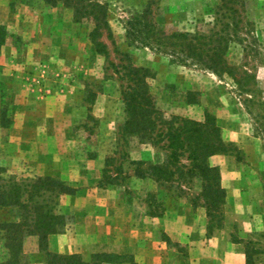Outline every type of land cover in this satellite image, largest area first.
Listing matches in <instances>:
<instances>
[{
    "label": "rangeland",
    "instance_id": "374dc122",
    "mask_svg": "<svg viewBox=\"0 0 264 264\" xmlns=\"http://www.w3.org/2000/svg\"><path fill=\"white\" fill-rule=\"evenodd\" d=\"M102 1L108 3L112 28V36L105 32L100 37L107 53L98 51L91 38L93 22L76 20L64 3L9 0V13L4 14L9 17L7 39L0 48L4 175L20 180L51 175L76 188L55 198L67 224L50 235L49 249L80 253L85 259L97 252L124 255L126 260L115 264H166L163 257L176 258L169 250L193 257L189 243L147 224L180 204L184 220L188 207L195 209L198 225L206 228L208 238H215L212 247L218 255L242 252L247 264H264V139L256 135L264 121V0H246L244 15L252 33L244 45L231 41L227 51L231 64L252 74L242 85L229 74L185 65L170 52L129 37V20L149 0ZM157 5L156 19L169 32L208 33L222 26V0H157ZM119 49L153 72L151 91L160 117L151 135L122 131L128 81ZM207 113L216 116L223 138L231 144L228 152L209 158L220 169L227 190L225 203L212 216L207 214L200 176L179 173L175 164V173L151 172L152 164L169 160L167 141L159 134L167 122L173 117L176 124L182 118L204 120ZM181 163L189 164L187 155ZM18 218L17 207L0 206V222ZM181 224L169 225L182 231L186 227ZM3 242L0 231V260L7 254ZM46 263L38 236L27 235L23 264Z\"/></svg>",
    "mask_w": 264,
    "mask_h": 264
},
{
    "label": "trees",
    "instance_id": "16d2710c",
    "mask_svg": "<svg viewBox=\"0 0 264 264\" xmlns=\"http://www.w3.org/2000/svg\"><path fill=\"white\" fill-rule=\"evenodd\" d=\"M57 5L64 3L74 11L76 20L88 19L93 22L91 38L100 52H108L107 45L100 37L107 32L112 36L108 19V3L102 0H45ZM225 10L222 12L221 28L210 32H169L156 19L157 0H149L146 7L129 20L128 36L134 41L151 49L170 52L174 60L185 65H196L218 75L229 74L239 85L249 81L252 74L241 71L227 59L229 44L239 40L243 45L252 33L251 21L246 19V0H222ZM227 18V19H226ZM226 19V20H225ZM8 30L0 24V48L5 44ZM245 49L248 45L244 46ZM123 55V76L128 85L124 91L127 118L122 126L124 134L148 136L158 126V107L151 91L150 79L153 72L150 67L137 65L129 52ZM247 88V87H244ZM263 117V115H262ZM177 117L167 122L166 129L160 131L167 141L169 160L151 165V172L157 174L175 173L171 165L175 164L179 173H194L203 181L202 196L207 204V214L214 215L225 203L227 190L222 184L220 169L210 163L215 154L228 152L231 144L223 138L222 128L212 113H207L204 120ZM257 136L264 139V121L257 127ZM187 155L189 164L181 163ZM187 167V171L183 168ZM5 167L0 165V206H14L19 210V218L0 222L4 246L7 254L0 264H23L24 241L27 235H37L40 249L46 251V264H115L126 260L117 252H97L90 259L80 253H61L49 249L51 234L62 232L67 224L66 215L57 210L56 197L73 194L76 188L57 177L35 176L20 180L4 175ZM145 173V172H142ZM144 175V174H143ZM160 176V175H158ZM160 179V177H158ZM251 260L250 254L248 255Z\"/></svg>",
    "mask_w": 264,
    "mask_h": 264
},
{
    "label": "crops",
    "instance_id": "0c3cea01",
    "mask_svg": "<svg viewBox=\"0 0 264 264\" xmlns=\"http://www.w3.org/2000/svg\"><path fill=\"white\" fill-rule=\"evenodd\" d=\"M9 0H0V24L6 25L8 23V18H4V14H8V3ZM2 12V13H1ZM3 14V15H2ZM12 15V14H11ZM189 208V217L182 219L183 216L181 206L175 205L167 207L165 213L162 216H154L151 220H148L150 224L149 227L163 229L164 232H167L170 236H176L177 240L184 243H189L191 254L195 256L189 257L187 254H184L180 251L169 250V253L174 255V257H163L161 262L166 264H247L246 255L242 252L233 253L231 255L229 252H224L223 255H218L213 251V244L215 243V238H208L204 231L206 228H202L198 225L197 213L193 207ZM173 217V218H170ZM182 221L185 223V229L182 231H177L169 224L181 226ZM146 224V225H147ZM181 224V225H180ZM145 227H148L145 226ZM206 238V239H205ZM145 242V246H147ZM152 243V242H151ZM163 248H167L164 242H160ZM145 252L148 253V247H144ZM168 253V251H167ZM203 254L202 256H197L196 254ZM149 254V253H148Z\"/></svg>",
    "mask_w": 264,
    "mask_h": 264
}]
</instances>
